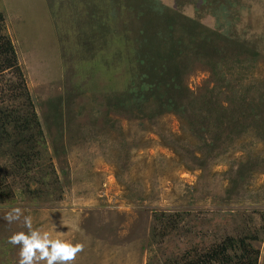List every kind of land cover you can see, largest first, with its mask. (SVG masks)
Returning <instances> with one entry per match:
<instances>
[{
  "label": "rangeland",
  "instance_id": "1",
  "mask_svg": "<svg viewBox=\"0 0 264 264\" xmlns=\"http://www.w3.org/2000/svg\"><path fill=\"white\" fill-rule=\"evenodd\" d=\"M0 12L51 155L0 200V264H19L8 238L27 228L3 218L15 207L84 245L70 264H218L222 244L231 264H264V0H0ZM15 74L0 73L6 102ZM162 83L170 103L154 102Z\"/></svg>",
  "mask_w": 264,
  "mask_h": 264
},
{
  "label": "trees",
  "instance_id": "2",
  "mask_svg": "<svg viewBox=\"0 0 264 264\" xmlns=\"http://www.w3.org/2000/svg\"><path fill=\"white\" fill-rule=\"evenodd\" d=\"M139 5L140 4H136V6ZM17 62L15 49L9 36L4 31L3 15L0 12V73L5 69L13 68L16 73L15 77L17 78L16 85L19 87L18 83H20L22 86L21 89L19 88L20 91L16 95L12 94L9 96L12 97L10 102L4 101L5 98L3 95L0 96V159L5 160L3 167L10 172L8 174L10 176L9 178L7 174H5L3 180L0 181V200L15 198L14 192L7 190L10 187L9 183L15 184L20 180L23 183V186L28 188V183L24 181V177L21 175H25L34 167L40 169L48 167L51 162L50 153H45L47 146L44 140V131L41 121L34 110V104L26 89L24 76ZM4 87L6 88L5 85ZM9 87L11 86H7V88ZM168 90L169 89L165 83L158 86L156 95L154 94V102L156 103L158 100V103H161L162 101L170 103V93ZM141 101L142 99L140 96L135 97L129 102V105H132L133 108L139 109ZM11 102H16V104L9 106V103L11 104ZM152 106H154V104ZM57 113H60V111H57ZM48 158L50 159L47 160ZM44 160L47 161L45 162ZM0 167H2V165ZM33 192H36V189L29 190V193ZM231 242L234 243L233 241ZM228 247L232 248L234 245L223 246L222 244L218 247V252L224 254V259L218 264H231L227 262V259L231 257L228 254ZM236 257L238 260L234 261L235 263L232 264H244V262H236L244 257H249V255H242V258L241 255H236ZM205 264L214 263L212 260H208Z\"/></svg>",
  "mask_w": 264,
  "mask_h": 264
},
{
  "label": "clouds",
  "instance_id": "3",
  "mask_svg": "<svg viewBox=\"0 0 264 264\" xmlns=\"http://www.w3.org/2000/svg\"><path fill=\"white\" fill-rule=\"evenodd\" d=\"M21 217L27 232L19 231L8 238L9 244L21 246L19 264H40L41 261H46V264H70L83 252L82 243L62 239L60 233L56 238H52L50 232L33 228L31 215H24V211L19 207L12 208L3 216L9 224L21 220Z\"/></svg>",
  "mask_w": 264,
  "mask_h": 264
}]
</instances>
